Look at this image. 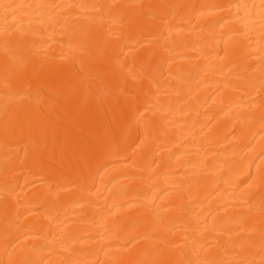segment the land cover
I'll return each instance as SVG.
<instances>
[{
  "label": "bare ground",
  "instance_id": "bare-ground-1",
  "mask_svg": "<svg viewBox=\"0 0 264 264\" xmlns=\"http://www.w3.org/2000/svg\"><path fill=\"white\" fill-rule=\"evenodd\" d=\"M0 264H264V0H0Z\"/></svg>",
  "mask_w": 264,
  "mask_h": 264
}]
</instances>
